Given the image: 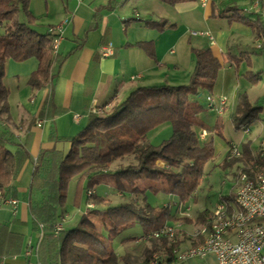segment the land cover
I'll return each instance as SVG.
<instances>
[{"label": "crops", "instance_id": "1", "mask_svg": "<svg viewBox=\"0 0 264 264\" xmlns=\"http://www.w3.org/2000/svg\"><path fill=\"white\" fill-rule=\"evenodd\" d=\"M254 1L28 0V9L34 17L31 24L34 30L46 33L49 26L62 23V32L56 52L51 51L54 61L46 85L31 88L28 84L30 74L38 66L35 57L21 61L7 59L5 64V73H8V87L4 84L8 88L7 122L17 140L25 144L30 154L17 178L4 190L6 196L17 200L16 206L0 207V226L6 229V235L1 236L0 241L4 250L8 251V233L18 236L21 242L14 259L12 256L4 257L6 264L39 262L43 230L30 211V201L40 198V192L31 186L34 160L42 150H53L63 157L70 148L69 139L88 123L92 107L106 104L110 107L122 101L138 86L187 84L197 59L201 65L196 78L198 94L194 100L198 101V97L203 95L201 89L207 87L205 104L200 103L203 107L206 108V96L213 95L211 91L218 75H221V81L231 86L233 109L239 91L245 92L252 106L260 108V104H264V0H258L261 5L259 12L244 10ZM19 21H24V16ZM162 21L166 22L163 29ZM171 24L174 26H169ZM107 42L112 44L113 54L102 57L98 47ZM140 43H144V46H139ZM184 43L191 45L189 50L195 56H189L190 62L184 64L183 74L180 68L185 56L178 54L176 48ZM257 44L261 46L256 47ZM241 65L244 67L239 72ZM231 69L233 76L229 72ZM183 76L186 81H183ZM249 77L257 80L253 82ZM218 94L225 96L221 90ZM229 107L228 102L225 111ZM210 112L199 117L205 122L214 123L219 115L215 114L214 119ZM75 114L79 115L77 119H74ZM37 121H40V125H36ZM201 130L211 132L213 156L221 152L217 160L221 164L226 158L228 144L234 142L218 138L214 130L197 128V134ZM260 134L259 130V137H248L241 141L237 145L240 151L244 143L249 142L250 153L254 155L259 142L264 139V135ZM10 148L13 149L12 146ZM75 185L77 191L80 188L85 190L84 213L87 203L84 181L76 180ZM97 186L92 188L93 192L103 196L110 190L107 184H103L100 190ZM152 194L149 191L145 193L146 201L159 206L155 200L150 201ZM166 196L172 199L173 211H176L177 197L172 194ZM107 198L108 202H113L123 196L110 193ZM79 200L81 202V197ZM181 205L183 203L178 206ZM212 208L213 205L205 207L194 218L188 217L190 221L177 223V251L201 242L202 236L193 233L201 224V212L205 211L203 217L209 216ZM61 212L67 215L64 207ZM67 217L62 224L64 229L73 226H64L69 222ZM60 222L61 217L56 220V223ZM126 243L122 242L123 248ZM158 254L161 264H212L215 261L212 253L183 260H179L172 250H161Z\"/></svg>", "mask_w": 264, "mask_h": 264}, {"label": "trees", "instance_id": "2", "mask_svg": "<svg viewBox=\"0 0 264 264\" xmlns=\"http://www.w3.org/2000/svg\"><path fill=\"white\" fill-rule=\"evenodd\" d=\"M18 11L22 12L24 21L16 19ZM33 22L28 0H0V27L3 29L0 34V190L3 194L17 178L24 162L30 159L25 144L17 140L7 122L8 88L3 83L6 61H21L32 56L38 60L37 68L28 78L31 88L46 85L54 61L51 35L34 30ZM164 25L166 22L162 21L161 29ZM138 45L143 47L144 43ZM200 65L197 59L187 84L138 86L103 116L91 113L88 123L69 139L70 148L63 157L53 150L38 153L32 167L31 186L40 192V198L30 201V211L43 230L39 264H151L152 253L170 252L175 247L176 242H168L166 238H150V245L141 251L142 256L133 255L127 249L118 255L110 238L132 225H138L142 235L166 222L190 221L188 217H178L169 205H151L145 193L175 195L177 207L186 203L199 185L203 164L213 157L212 141H200L197 128L214 130L222 136L223 122L221 115L213 124L199 117L209 111L194 100L198 94L196 78ZM258 108L250 104L244 91H239L229 114L234 129L248 127V119L256 115ZM164 122L170 124V135L158 144L149 143L148 132ZM248 144L241 147L240 156L226 157L220 166L227 168L236 164L239 171H248L254 159ZM125 156L131 157L128 163L109 168ZM73 178L84 181L86 202L93 206L86 209L76 225L55 232L56 220L61 217L63 224L67 217L61 210ZM99 184L109 185L105 196L93 192L92 188ZM110 193L120 194L123 201L108 202ZM233 195L221 198L232 201ZM103 201L107 202L99 206ZM204 213L200 214L201 225L208 221L209 216L203 217ZM102 229L107 235H102ZM3 235L6 229L0 226V241ZM20 245L19 237L8 233V251L0 242V257L15 255ZM153 264H161L158 257Z\"/></svg>", "mask_w": 264, "mask_h": 264}, {"label": "built area", "instance_id": "3", "mask_svg": "<svg viewBox=\"0 0 264 264\" xmlns=\"http://www.w3.org/2000/svg\"><path fill=\"white\" fill-rule=\"evenodd\" d=\"M204 1L202 0V2ZM260 8L259 1L255 0L244 10L259 12ZM47 32L51 35V50L56 52L61 40L62 23L49 26ZM260 46L261 44H257L256 47ZM98 53L102 57L112 55V44L110 42L100 44ZM227 103L226 96L221 95L217 98L210 94L206 96V108L209 111H214L217 115H221L225 111ZM108 107L109 104L94 106L90 113L101 115ZM78 117V114L74 115V119ZM36 125H40V121H37ZM242 130L246 134L249 132L248 127H244ZM209 133L211 132L201 130L198 133V138L203 139ZM237 156H240V149L235 143H229L226 157ZM247 168L248 171L240 170L237 174V188L233 200L229 202L218 197L208 221L200 225L199 230L194 234L202 236L201 242L181 251H177L175 247L172 249L179 260L188 257H203L212 253L215 256V261L212 264H264V139L259 142L254 159ZM90 193L91 191L88 190L87 195ZM16 203V199L6 196L0 190V207L3 205L15 207ZM92 206L91 202L86 203V209ZM61 229V222L54 225L55 232ZM176 232L175 225L165 223L156 230L138 236L135 241L166 238L173 243L176 239ZM12 258L14 259L15 256L13 255ZM156 260L157 256H154L151 264ZM0 264H6L4 257H0ZM26 264H39V262L30 261Z\"/></svg>", "mask_w": 264, "mask_h": 264}, {"label": "rangeland", "instance_id": "4", "mask_svg": "<svg viewBox=\"0 0 264 264\" xmlns=\"http://www.w3.org/2000/svg\"><path fill=\"white\" fill-rule=\"evenodd\" d=\"M16 19L23 20V15L20 11L16 13ZM1 33H3L2 27H0V34ZM190 46H191L190 44L184 43L183 46H179L178 48H176L178 54L181 53L182 56H185L184 57L185 62L183 63V67L180 68L183 74H184V66H185L184 64L186 62L187 64L188 62H190L188 60L189 56L191 57L195 56L193 52H190L189 50ZM243 67L244 66L241 65V67L239 68V72H242ZM181 72L179 71V74ZM229 72L233 76L234 71L231 69L229 70ZM221 79H222L221 75L220 76L218 75V77L215 78L214 80L215 85L213 86L211 92L213 93L214 97H218L219 95H222V94H218L219 91L221 90L224 93V95L227 97L228 102L230 103V107L221 114L222 122H223V129L221 130L222 136L217 135V137L221 139L223 137L225 140H232V142L238 145L240 144L241 141L245 140L248 137H252V138L259 137L257 136L259 130L261 131L260 135H264V104H260L261 107L257 109L255 117L252 116L248 119V121H250L248 126V128L251 130L250 133L249 132L247 134L243 133L242 130L243 127H240L239 129H234L229 119V113L233 109V104H234V99H232L230 94L231 86L227 85V83L225 84L224 81H221ZM183 81H186L185 76H183ZM3 82L8 87V73H5ZM201 91L203 95L198 97V101L201 104H205L204 95L205 93H207L208 88L203 87ZM111 106L105 109L103 114H101V116L107 113L110 110ZM210 114L215 119L214 111H211ZM209 123L213 124L212 121ZM170 132L171 130H170L169 122H164L158 125L157 127L153 128L152 130H150L147 134L146 139L149 143L158 144L164 138H167L170 135ZM211 139H212V135L209 134L206 137V140H211ZM254 143H256V141ZM220 153L221 152L215 153L212 159L208 160L206 163L203 164L202 178L199 182V185L196 188L193 197L189 199L186 203H183V205L181 206L177 207L176 205V214L178 217L194 218L195 217L194 215L199 210L205 207L209 208L212 205H214L218 197H224L229 195L230 193L231 194L235 193L237 188L236 177L239 172L238 165L234 164V166H231L229 168L221 167L220 164H218L219 162L217 161L220 156ZM130 158H131L130 156H125L122 159H118L114 163H112L109 166V168L113 169L118 164H126L130 161ZM25 181L26 179L23 180L22 182ZM75 184H76V179L73 178L69 182L67 201L64 205V209L67 211V215H68L67 218L69 220V222L65 223L64 225L65 227H71L72 225L74 226L75 223L77 224L80 220V217L83 214V209H85V204H84L85 190L83 188L82 189L80 188L77 191V189H75L76 187ZM104 186H106V184H104ZM97 187H98L97 189L100 190L101 187H103V184H99V186ZM80 197H81V202L79 200ZM150 197H151L150 201L155 200L158 205L168 204L170 209L174 210L173 208L174 205L170 197H167L166 195L163 194H152ZM77 201H79L78 205H77L78 203ZM118 201H123V199L115 200L113 202H118ZM186 207H188V209H186ZM179 221H183V220L177 219L170 222V224L175 225L178 228L179 224L177 223ZM197 230H199V228ZM196 231L193 233V235L196 233ZM141 233H142L141 228L138 225H132L111 236L110 242L115 253L121 255L123 254V250L127 249L133 255H137L138 257L142 256L141 251L144 247H148L150 245V239L144 240V242H139V243H137L135 239L132 240V238L138 237ZM102 235L104 236L107 235L105 229H102ZM123 240L129 241L126 244H124V248L122 244ZM158 255H159L158 252L152 253V257L154 256L158 257Z\"/></svg>", "mask_w": 264, "mask_h": 264}]
</instances>
